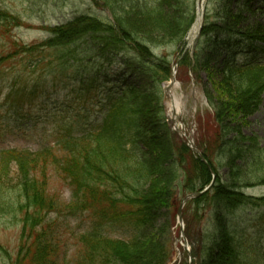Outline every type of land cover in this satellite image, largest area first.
<instances>
[{
  "label": "trees",
  "instance_id": "16d2710c",
  "mask_svg": "<svg viewBox=\"0 0 264 264\" xmlns=\"http://www.w3.org/2000/svg\"><path fill=\"white\" fill-rule=\"evenodd\" d=\"M159 1L95 0L99 6L109 9L107 12L111 18L104 14L101 17L87 13L76 15L64 24L47 29L49 36L42 43L25 45L13 41L12 54L26 60L32 58L27 67L34 69L35 73H42L46 64L52 61L63 68L59 71L61 77L79 82L94 91L102 84L93 73L95 66L97 71L101 66L106 67V79L111 77V69L115 66L121 76H136L138 79L145 76L148 79L146 82L154 83L158 73L164 81H168L172 61L180 58L178 72L179 69L186 71L187 84L190 82L189 75H192L195 86L201 89L204 96L206 87L199 81L196 69L201 64L207 65L209 60L218 75V81L213 83L219 89L218 95L231 102L215 103L208 97L214 110L215 129H219L215 137L216 140L221 139L222 125L227 117L224 113L229 106L237 109L231 112H236L233 116L240 117L250 115L260 104L259 97L264 90V22L255 20V14L263 12L264 6L259 3L247 9L244 4L247 5L250 0H234L232 7L229 4L216 13L215 18L220 20L217 25L213 20L214 14L209 11L211 3L208 1L206 16L192 53L182 55L183 49H180L173 60L166 58L163 62L154 55L153 48L160 47V41L169 37L167 31L171 24L176 20L181 22L185 15L181 12L179 0H162L161 5L155 8ZM188 3L189 16L186 19L189 22L180 32L179 45L180 42L185 44L186 34L195 18V0H188ZM164 4L167 9L162 11ZM113 6L122 9L117 13ZM157 9L161 12L152 20ZM124 11L151 17L146 16V31H135L130 23L125 25L118 18ZM21 24L19 16L0 7V37L11 35ZM155 32L157 34L154 36ZM88 41L98 46V50L86 45ZM121 55L130 58L125 60ZM10 58L9 54L2 56L0 66ZM87 68L90 71H86ZM21 81L24 83L25 79ZM22 89L20 96L15 92L16 99L25 98V89ZM148 95L152 96V93L146 86H128L118 95L109 93L102 119L92 124L85 122L84 126L78 117L73 118L70 126L59 133L61 136L52 147L35 152L18 149L0 151V216L11 217L20 224L19 252L23 260L32 259L30 264H59L57 225L51 222V217L82 218L85 215L89 225L76 238V249L72 256L75 257L71 264H149L153 257L151 236L155 221L168 205L173 222L176 218L180 194L175 198L170 195L176 176L184 174L183 179L187 178L181 192L184 197L189 191L196 192L194 185L190 184L191 175L195 177L198 170L204 184L215 176L214 184L207 192L211 199L208 198L209 194L201 198L208 199L207 205H210L207 213H214L215 229L219 226L222 235L230 238L229 242L224 243L221 234L219 238V231H214L208 245L215 249L216 242L221 243L222 264H248L246 255L237 251L240 243L237 241L235 219L239 213L237 211L247 210L248 207L262 212L264 197L245 196L235 184L240 179L237 176L231 179L235 184L233 188L224 185L216 173L214 160L217 156V163L225 160L230 171L249 168L255 178L264 180V148L252 141L246 145L234 141L227 143L225 149L212 159L213 148L206 144L202 146V141L199 143L197 140L196 147L205 160L202 162L176 134L168 130L165 119L161 117L171 151L170 154L167 150L163 169L162 162L156 163L153 150L143 151L140 146L141 142L145 148L151 145L154 135H136L143 131L144 124L138 108L142 103L146 108L151 99ZM159 113L162 114L161 109ZM78 114L80 111L76 112ZM150 124L153 126L154 122L149 121L148 127ZM161 169L165 171L162 173ZM12 177L16 186L9 191L6 187ZM55 182L68 190L67 201L51 189ZM200 200L195 199L194 202ZM199 217V214H191L189 219L184 220L186 236L190 239L193 223H197ZM212 222L214 224V220ZM110 224L130 229L134 237L126 241L103 235V227ZM168 237L170 255L161 264H168L172 259V235ZM201 243L199 250L203 258L206 246H203L202 238ZM239 249L241 251V245Z\"/></svg>",
  "mask_w": 264,
  "mask_h": 264
},
{
  "label": "rangeland",
  "instance_id": "374dc122",
  "mask_svg": "<svg viewBox=\"0 0 264 264\" xmlns=\"http://www.w3.org/2000/svg\"><path fill=\"white\" fill-rule=\"evenodd\" d=\"M208 1L211 3L209 11H212L211 14H214L213 20L218 25L220 24V20L215 18L216 13L221 12V9L229 4L232 7L234 0H199L198 4H195V13L197 14V10L199 9L200 16L203 15L205 17ZM179 2L181 3V12L185 17L181 19V22H177L176 20L172 23L167 31V36L169 37L160 41V47L153 48L154 55L159 58L158 60L163 62L166 58H168V61L173 60L180 52V49L188 50L186 44L183 45L180 42L179 45L178 39L181 30L189 22L186 19L189 16V3L188 0H179ZM161 3L162 0L157 3L155 8L158 7V4L161 5ZM259 3L264 6V0H250L247 5L244 4V7L250 9ZM0 7L19 16L22 22L18 26L20 28L14 29L11 35L0 37V58L7 54L11 55V58L0 66V150L18 149L35 152L48 146L52 147L53 143L61 136L59 133H62L64 128L67 129L70 126L73 118L78 117L84 126L85 122L92 124L102 119L106 112V100L109 97V93L118 95L128 86H146L151 91L152 96L148 95L151 99H149L146 108L143 107V103L138 108L140 120L142 119L144 124L142 126L143 131L138 132L136 135H148L150 133L154 135L151 145L145 148L144 143L141 142L140 146L143 151L151 152L153 150V155H156L157 159L156 163L162 162L164 169L167 150L170 154L171 151L168 146L170 140L166 133L167 129H165L161 120L165 118L170 124L171 109L166 99L162 98V90L166 81L163 80V77L159 73L156 75L155 82L152 83L150 81L146 82L148 79L145 76L140 79L136 76H121L118 74L117 67L112 66L111 77L106 79V67L101 66L97 71L95 66L93 73L100 78L102 84H99L97 90L94 91L93 89L86 88L85 85H81L79 82L74 80L68 81L64 77H61L62 74L59 71L63 68L57 67L56 64L51 63L52 61L46 64V69L42 73L38 71L35 73L33 72L34 69L31 70V68L27 67L28 62L32 58L26 60L19 55L12 54L13 41L16 43L21 42L25 45L42 43L49 36L47 29L50 27L64 24L74 16L83 13L101 17L103 14L107 15L106 12L109 9L99 6L95 0H0ZM113 7L117 10V13L118 10L122 9V7L119 8L118 6ZM165 9L167 7L164 4L161 10L165 11ZM161 10L157 9V12H151L155 14L152 20H155L159 16ZM124 12L122 15L119 14L118 18L125 25L130 23L135 31H146L148 25L146 22L147 14H144L146 16H142L137 14V12ZM255 17V20L264 22V11L257 12ZM156 34L155 32L154 36ZM86 45L94 46L93 48L95 49L97 47L96 50H98V46L89 41ZM121 56L123 57L124 55ZM129 58L128 55L123 57L125 60ZM197 69V77H199V81L203 87H206V90L204 89L205 96L200 88L188 87L185 84L187 83V75L184 69H179V81L176 80V87L172 89L173 100L178 101L186 111L181 115L183 132L193 141L198 140L199 142L201 140L202 146L206 144L207 147L213 148L214 156H212V159H214L215 154L225 149L227 143L232 144L234 141H241L244 145L251 144L252 141L258 147L264 148V90L261 91L259 97L260 104L250 115L233 116L236 112H231L237 109H234L232 106L228 107L224 113L227 117L224 119V125H222L224 126L222 137L216 140L215 136L218 135L219 129H215L214 110L210 104L211 102L208 101V97L215 103L227 102L229 104L231 102L218 95L219 89L213 85V83L218 81V75L213 71L209 60L207 65L201 64ZM86 71L90 70L87 68ZM22 78L25 79L24 83L21 81ZM22 88L25 89V98L16 99L15 92H18L19 96L22 95ZM160 109L162 114L159 113ZM77 111H80L78 116L76 115ZM149 121H153L154 125L150 124L148 127L147 123ZM167 122L164 121L165 124ZM218 161L219 158L217 156L214 160L216 173L224 185L233 188L232 185L236 184L247 197H264V180L255 178L252 175L253 171H249V168L238 169L237 172L230 171L225 165V160H220V164L217 163ZM184 165H186L185 162ZM164 171L161 169L162 173ZM183 175L176 176V180L170 191V195L173 196L172 198L180 194L178 200L182 199L181 192L187 181V178L183 179ZM236 176L237 178L240 177V179H237L236 183L233 184L234 182L231 179ZM167 178L170 179V176H167ZM191 178L192 183L190 185H194L195 191L198 192L204 191L208 186H210L209 190H211L214 184V182L212 183V178L204 184L198 170L195 172V177L193 174ZM13 180L12 177L11 181L9 180L7 183L6 188L9 191H13L16 186ZM51 189L57 191L60 198L64 201L68 200L69 192L66 188L55 182L51 185ZM209 190L202 196L205 195L206 197L209 194V198L210 193H207ZM201 197L197 198L198 200H202L199 202H194L195 199L187 201L184 205L185 209L181 211V216L185 221L190 218L191 214L200 215V220L197 219V223H193V231L190 234L196 245L195 261L193 263L222 264L220 263L223 260V257H221V243L216 242L217 248L215 249L210 248L208 245L214 231H219L218 235L221 239L222 228L218 226L215 229L214 213L212 214L211 211L207 213L208 206L210 205H207L208 199L203 200L205 198ZM168 208L169 205L167 209L164 208L165 212L161 213L155 221L151 236L153 257L149 264H161L166 257L168 258L170 255L168 236L173 230V234L178 235L177 219L175 218L173 222ZM237 212H239L235 219L239 237L237 241L241 245V251L239 249L240 245L237 251L240 254L243 252L246 255V262L248 264H264V209L262 212H257L253 208L248 207L247 210ZM212 219L214 220V224ZM51 222L57 225L56 234L59 239V242H57L58 263L71 264L75 257L72 256L76 249V238L86 231L84 229L89 225L88 217L84 215L82 218L80 216L75 218L70 216L57 218L55 216L51 217ZM20 231V224L17 220H13L8 216L5 218L0 216V264H30L32 259L23 260L19 252ZM102 232L107 237L126 241L134 237V232L132 233L130 229L111 224L103 227ZM222 237L224 238V243L229 242L230 238L228 235L226 237L222 235ZM201 238L203 246H206L203 251V258L202 253H200L201 249L199 250V246H202ZM175 244L174 248L177 249L178 247V249L173 261L177 258L180 264L184 259V254L181 244L178 246ZM228 246L233 249L232 245L228 244Z\"/></svg>",
  "mask_w": 264,
  "mask_h": 264
},
{
  "label": "water",
  "instance_id": "95a60500",
  "mask_svg": "<svg viewBox=\"0 0 264 264\" xmlns=\"http://www.w3.org/2000/svg\"><path fill=\"white\" fill-rule=\"evenodd\" d=\"M173 84H174V76H173V72H172V73H171V76H170V84L167 85V87H166L165 90H164L166 96H167V94H168L170 88L173 86ZM192 150H193L194 153H197L198 155H200V153H199L195 148H193ZM212 180H213V181H212V183H213L214 180H215V178L213 177ZM211 185H212V184H211ZM209 189H210V186H208L204 191H202V192H197V193H193V194H191V195H188V196H186V197L182 200V203H181V205L179 206V208H178V212H177L178 220H179L180 223L182 222L181 211H182V207H183L184 203L187 202V201L190 200V199L198 198V197L202 196V195H203L207 190H209Z\"/></svg>",
  "mask_w": 264,
  "mask_h": 264
},
{
  "label": "bare ground",
  "instance_id": "6f19581e",
  "mask_svg": "<svg viewBox=\"0 0 264 264\" xmlns=\"http://www.w3.org/2000/svg\"><path fill=\"white\" fill-rule=\"evenodd\" d=\"M200 22H201V17H200V12H199V9H198V10H197V20H196V23H195V25H194V27H193V29H192V35L198 30V27H199V25H200ZM175 87H176V85H175ZM175 87H174V88H175ZM174 88H173V89H174ZM169 107H170V109H171V114H172V113H175L176 115L180 116L181 114H183V113L186 112V111H185V108L182 107V106L179 104V102L176 101V100H174V104H173V105H172V103L169 104Z\"/></svg>",
  "mask_w": 264,
  "mask_h": 264
}]
</instances>
